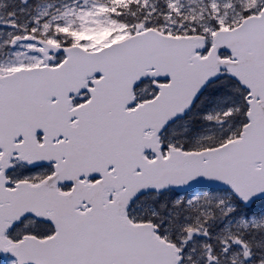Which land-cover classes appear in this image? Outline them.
<instances>
[{
	"label": "snow or ice",
	"instance_id": "snow-or-ice-1",
	"mask_svg": "<svg viewBox=\"0 0 264 264\" xmlns=\"http://www.w3.org/2000/svg\"><path fill=\"white\" fill-rule=\"evenodd\" d=\"M0 264H264V0H0Z\"/></svg>",
	"mask_w": 264,
	"mask_h": 264
}]
</instances>
